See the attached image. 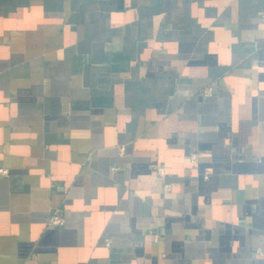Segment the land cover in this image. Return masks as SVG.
<instances>
[{"label":"crops","instance_id":"crops-1","mask_svg":"<svg viewBox=\"0 0 264 264\" xmlns=\"http://www.w3.org/2000/svg\"><path fill=\"white\" fill-rule=\"evenodd\" d=\"M260 249L264 0H0V264Z\"/></svg>","mask_w":264,"mask_h":264},{"label":"built area","instance_id":"built-area-1","mask_svg":"<svg viewBox=\"0 0 264 264\" xmlns=\"http://www.w3.org/2000/svg\"><path fill=\"white\" fill-rule=\"evenodd\" d=\"M212 91H213V87L212 86H208V87H205L204 88V93L206 95H210L212 94ZM125 147L122 146L121 147V152L123 153ZM198 158H199V153L198 152H192L191 154V161L192 162H197L198 161ZM114 170H117L118 169V166H114L113 167ZM2 172H6V170H1ZM157 171L158 173L160 174L161 177H166L168 172H167V169L165 166H158L157 167ZM168 187L171 186L170 183H167L166 184ZM65 221H66V216H65V210L63 207H57L54 209L53 213L51 214L50 218H49V221H48V225L49 226H53V227H60V226H63L65 224ZM155 239L158 240L159 239V234H156L155 236ZM260 253H262L264 255V250L260 249L259 250Z\"/></svg>","mask_w":264,"mask_h":264}]
</instances>
